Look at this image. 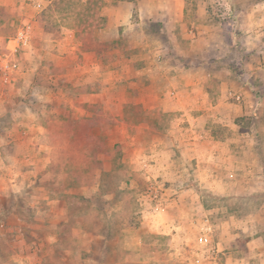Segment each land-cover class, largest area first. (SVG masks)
Instances as JSON below:
<instances>
[{
  "label": "rangeland",
  "instance_id": "obj_1",
  "mask_svg": "<svg viewBox=\"0 0 264 264\" xmlns=\"http://www.w3.org/2000/svg\"><path fill=\"white\" fill-rule=\"evenodd\" d=\"M51 1L29 0L22 8L19 3L0 6V61L7 55V47L13 46L9 39L20 30L27 33V43L11 57L17 70L6 82L0 73V93L8 96L11 89V94L27 105L29 111L18 108L15 119L34 118L40 123L51 115L72 119L102 116L106 122L102 124L107 127L97 134L106 138L107 150L101 157V169L88 185L68 188L63 177L52 182L48 176L41 180L44 187L33 185L24 192L22 207L16 208L23 224L4 222L3 230L16 228L19 233L14 238L0 235V264H264V180L253 178L251 189H255L243 190L241 186L249 178L240 174V166L231 167L229 160L220 167L210 161L213 171L210 169L208 176L198 170L195 159H187L194 164L195 172L192 164L181 176L158 171L159 143L153 140L171 129L177 113L148 109L153 98L135 94L126 76L120 84L117 81L126 88L124 94L114 95V99L106 95L112 103L81 98V93L96 90L95 84L76 85L68 75L59 77L62 72L57 67L49 66L50 73L57 77L45 78L44 85L43 79L37 83L32 76L17 78L22 60L27 65L35 60L47 62L50 41L69 39L68 29L53 40L45 38L39 27L37 16ZM197 1L207 8L203 21L215 25L246 18L251 7L264 0ZM168 5L171 25H166L165 18L160 21L158 16L151 17L149 8L139 6L128 25L113 30V38L106 35V26L97 30L102 42L98 56L103 64L101 75L114 72L117 67L113 63L123 58L130 59L124 74L133 68L143 72L149 53L163 50L166 43L170 44L166 47L168 55L179 54L177 50L184 47L185 27L175 21V6ZM258 8V14L264 17V5ZM69 40L80 49L73 35ZM86 98L92 102L83 101ZM137 98L142 103L133 106ZM0 121L8 124L11 116L1 111ZM237 124L239 128L227 129L229 135L239 136L241 130H248L250 145L264 159V111L241 118ZM39 139L43 144L48 142L45 133ZM10 147L7 144L2 151ZM245 161L255 165L251 157ZM208 183L212 189L206 186ZM229 186L234 188L229 190ZM68 195L80 198L69 199ZM52 199H57L56 205H47ZM4 216L1 211L0 221ZM203 236L208 237L207 245L200 241Z\"/></svg>",
  "mask_w": 264,
  "mask_h": 264
},
{
  "label": "crops",
  "instance_id": "obj_2",
  "mask_svg": "<svg viewBox=\"0 0 264 264\" xmlns=\"http://www.w3.org/2000/svg\"><path fill=\"white\" fill-rule=\"evenodd\" d=\"M26 1L29 0H0V6H17L19 3L22 8ZM158 4V8L152 9V6ZM168 4L176 8V23L185 27L182 38L184 47L177 50L179 54L173 55L167 54L166 47L170 45H166L167 43L163 50L154 49L147 56L143 72H137L133 68L124 74L130 59L123 58L113 63L117 67L114 72L101 75L103 64L99 55L94 51L82 52L77 44H70L73 32L68 30L69 39L50 41L51 50L46 53L47 62L35 60L33 64L31 62L27 65L22 60L17 78L26 80L32 76L37 83L43 79L44 85L45 78L54 80L57 77L50 73L49 66L57 67L63 74L59 77L68 75L67 79L76 85L95 84L96 90L81 93V98L93 97L95 102L106 100L112 103L108 96L105 99L106 95L111 94L114 99V95L124 94L126 88L117 85V81L120 84L126 76L127 85L135 94L153 98L148 109L177 113L171 129L153 140L159 143L156 154L161 159L158 171L162 174L164 171L173 172L181 176L185 173L186 166L192 164L187 163V159H195L198 170L208 176L210 169L213 171L210 161L214 162V167H220L229 160L231 167L240 166V174L249 178L241 186L242 189L253 190V178L257 181L264 180V159L255 146L250 145L248 130H241L239 136H230L227 129L239 128L237 120L249 119L264 111V17H260L261 13L258 14V7L264 5V1L251 7L246 18L240 16L236 21L229 20L215 25L203 21L207 17V8L201 1L196 3L195 20L185 22V25V0L120 2L101 9V15L106 19V35L112 37L115 28L128 25L134 9L139 6L149 8L151 17L158 16L160 21L165 18L163 21L166 25H171ZM138 75L142 76L143 82L140 83L142 79ZM10 90L8 96L0 93V113L2 111L11 116L8 124L0 121V209L5 212L4 220L0 221V235L9 234L14 238L15 235L18 236V230H3L4 222L23 224L16 208L22 207L21 197L29 187H44L41 180L49 176L47 169L51 162L52 148L47 143L40 142L39 138L45 130L34 118H13L18 108L29 109ZM238 96L239 100L236 98ZM88 99L83 101L91 103L92 100ZM135 101L133 105L142 103L141 98ZM253 137L254 141L256 138ZM7 144L11 145L10 150L3 152V147ZM237 153L240 154L239 157L236 156ZM245 157L253 158L255 165H248ZM191 169L195 172L194 164ZM256 184L259 185L258 182ZM211 185L206 184L212 189ZM233 188L227 187L229 190ZM52 200L47 205L55 206L54 200L57 199Z\"/></svg>",
  "mask_w": 264,
  "mask_h": 264
},
{
  "label": "trees",
  "instance_id": "obj_3",
  "mask_svg": "<svg viewBox=\"0 0 264 264\" xmlns=\"http://www.w3.org/2000/svg\"><path fill=\"white\" fill-rule=\"evenodd\" d=\"M135 1L52 0L46 9L39 13L37 22L45 38L59 39L62 30L68 29L80 43L82 52L94 51L99 55L102 44L96 32L106 24L101 9L107 5ZM196 3L197 0H185L184 22L195 20ZM2 23L3 20L0 19V26ZM93 122L97 123L94 125ZM102 122L106 123L102 116L72 119L60 114L51 115L47 120L38 123L45 130L47 144L52 148L51 162L47 169L52 182L63 177L68 182V188H75L86 186L94 179L95 172L102 167L101 157L107 150L106 138L97 134L107 127ZM68 198L80 197L68 195Z\"/></svg>",
  "mask_w": 264,
  "mask_h": 264
},
{
  "label": "built area",
  "instance_id": "obj_4",
  "mask_svg": "<svg viewBox=\"0 0 264 264\" xmlns=\"http://www.w3.org/2000/svg\"><path fill=\"white\" fill-rule=\"evenodd\" d=\"M8 43H12L13 46L12 48L7 47L8 53L0 61V73H2L4 82L7 81L9 74L17 70V63L12 60L11 57L17 51L19 46H23L27 43V33L24 30L18 31L13 38L9 39ZM236 98L239 100V96ZM200 241L204 245L209 243L207 236L201 237Z\"/></svg>",
  "mask_w": 264,
  "mask_h": 264
}]
</instances>
